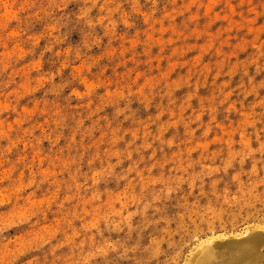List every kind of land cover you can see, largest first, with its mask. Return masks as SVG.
I'll use <instances>...</instances> for the list:
<instances>
[{
  "label": "rangeland",
  "instance_id": "1",
  "mask_svg": "<svg viewBox=\"0 0 264 264\" xmlns=\"http://www.w3.org/2000/svg\"><path fill=\"white\" fill-rule=\"evenodd\" d=\"M252 237L238 264H264V0H0V264Z\"/></svg>",
  "mask_w": 264,
  "mask_h": 264
},
{
  "label": "bare ground",
  "instance_id": "2",
  "mask_svg": "<svg viewBox=\"0 0 264 264\" xmlns=\"http://www.w3.org/2000/svg\"><path fill=\"white\" fill-rule=\"evenodd\" d=\"M218 239H222V238L220 237ZM260 242L261 240L258 239L257 237H254V238L252 237L249 240L242 242L241 244H237V245L236 244L233 245L234 243H232V245H229V246L228 245L227 246L215 245L212 248H210L207 252H205V254L199 260L198 264H213L212 262L210 263V261L213 259H215L216 261H222L223 259L224 262H222V264L225 262H227L226 264L233 263V262L235 263L237 262L238 264V261L241 260V257L244 255L245 251L254 250ZM255 251L254 252L251 251V253H255Z\"/></svg>",
  "mask_w": 264,
  "mask_h": 264
}]
</instances>
